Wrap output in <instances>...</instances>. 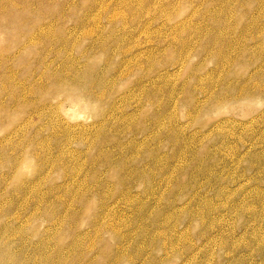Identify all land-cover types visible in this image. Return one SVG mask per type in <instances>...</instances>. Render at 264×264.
<instances>
[{"label":"rangeland","instance_id":"rangeland-1","mask_svg":"<svg viewBox=\"0 0 264 264\" xmlns=\"http://www.w3.org/2000/svg\"><path fill=\"white\" fill-rule=\"evenodd\" d=\"M0 264H264V0H0Z\"/></svg>","mask_w":264,"mask_h":264}]
</instances>
